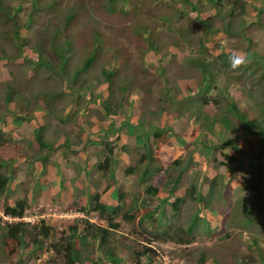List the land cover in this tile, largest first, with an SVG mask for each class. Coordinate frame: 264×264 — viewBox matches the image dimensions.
<instances>
[{
	"label": "trees",
	"instance_id": "16d2710c",
	"mask_svg": "<svg viewBox=\"0 0 264 264\" xmlns=\"http://www.w3.org/2000/svg\"><path fill=\"white\" fill-rule=\"evenodd\" d=\"M121 1L126 3L124 0ZM193 1L148 0L149 6L143 7V4H141V8H143L137 15V21L140 23L138 17L144 12V9L147 7L153 9L154 7L155 20H153L154 18H149L150 14L141 21L144 23V27H139L138 24L139 33L146 37L151 34V31L153 35L160 31L162 32L166 27L165 24L172 21L177 14H180L176 13L178 11L177 4H183L184 7L187 6L188 11L196 16L198 20L196 22L200 25L197 27L198 32H194L192 28V34L180 35L181 38L175 36L177 38L171 39L172 43L168 45L176 48L178 53L172 52L166 47L161 50L154 46L152 42L149 43L151 46L149 51L155 54L156 52H161L157 68L161 74L167 65L164 64L165 59L170 58L172 60L178 54H183L189 49L197 56H187L186 59L187 64L195 71L191 70L190 73H187L188 76L185 75L186 73L183 74L182 71V74H179L178 78L174 80L175 83L170 85V88L163 89V99L152 100L153 106L157 109L156 113H151L150 109L147 110L149 108L147 106L151 105V103L149 104L151 100L143 103L147 105L141 104V107H139L141 112H143L141 114V126L144 127L147 124L149 132L144 131L147 133V139L140 148L141 150L132 148L126 151L131 156V164L124 171V183L132 187L133 191L127 193L121 186L117 187L115 204H109L103 200L97 189L88 195L86 203H82L79 200L80 195L78 194L67 211H78L84 217L62 222L60 227H53L46 218L37 217V219L30 222L26 218H32L38 213L41 215L40 213L45 211V207L42 205L40 209H37L38 212L33 211L32 202L27 199L26 195L21 199L11 198L9 195L10 183L15 177V171L12 169V165L9 164V160L0 158V251L13 254L17 248L26 247V250L29 248L35 250L45 249L50 254V257L43 264H158L157 257L159 254L150 247L152 242L158 241L176 244L180 247H189L201 241L199 238L203 234L209 238L213 227L222 226L227 221L234 223L237 228L240 227L239 229L246 233L248 230L245 228L254 224L256 217L259 219L258 223L261 230L263 229L264 196L262 191L264 190V176H262L260 162L255 165V170L251 173L252 176L246 179L245 190H253L255 196L249 203H246L247 200L242 201L246 203L245 205H241L238 201L233 206L230 205L231 201L227 196L231 191L233 180L224 185L222 180L218 182L214 178L210 181L208 196H202V194L198 193L196 186L193 184L186 188L185 195L176 197L170 204L174 215H179L180 210L188 201H194L198 205H202L203 209L208 211L209 216L213 219L202 218L203 210L198 209V211L188 217L190 222L187 227H177L170 222L173 214L172 217L169 216L165 210L166 208L164 209V206L169 201L167 198L175 195L183 182V177L189 165L185 163L184 158L187 156V161H190L191 156H188L187 151L189 148L186 144L182 146L177 143L174 144L168 135V131L160 128L159 124L162 115L166 114L170 117L186 115L189 120L195 118L193 121H196L198 127H202L211 134H214L216 126L224 134L238 135V131L242 130L247 132L249 138L258 137L261 143V153L264 152V50L261 53L253 51L255 49L254 41L250 37V28L253 24L248 23L246 18L249 5H246L245 0ZM107 3L106 8L108 11H106L110 13L112 20L117 14L115 3L113 0H108ZM262 4V6L255 7L254 10L256 12L257 29L260 31L261 36L264 37V1ZM172 10H174V13ZM12 11L11 8L4 6L0 2V25L5 29L3 30L4 32L0 31V39L11 37V39L15 40L18 48L23 50L26 46L25 41H22L23 36L20 34V30L23 27L16 25ZM168 11L171 15L170 17H167ZM124 12H127V10ZM203 13H210V15L201 19ZM72 19L71 14L68 16V22ZM148 20L151 21V24L145 22ZM159 20L163 21L162 27L157 24ZM235 22L236 27H234ZM165 35H168V33ZM95 39H99V34L95 33ZM239 40L245 45H237L236 43ZM209 43L212 44L210 50L206 49L205 46ZM54 51L59 53L60 58L64 57L65 52L60 51L59 47H56ZM97 52H99V49L96 45L91 51L89 58L86 59L82 67L83 71L92 64ZM237 53L243 54L247 62L240 69L231 70L230 57ZM3 57V60L7 59V56L4 55ZM124 67L121 69L123 70ZM126 68V72H130L127 66ZM0 70L4 73V65L0 67ZM232 71H240V74H233L234 72ZM107 73L108 71L103 73L104 80L113 86V80L111 81L110 78L111 74ZM113 73L119 72L114 70ZM5 75L10 80L8 82H0V89L3 88L6 93V98L3 102L5 105L0 106V108L3 107L2 110L0 109V120H4L3 123H5V118L15 116L23 118L22 120L24 121L30 120L36 107L48 105L49 100L63 98L66 89L70 90L73 98H86L85 93H82L79 88L78 90L71 87L72 85H82L78 78L75 79L74 77L73 80L68 81L65 77H61L64 87L57 92L59 94H57L56 98L54 95L56 93L53 92L50 94H53L52 97L54 98H49L50 94L44 97L42 95L40 98H35L36 102L35 100L32 102L25 97L26 92H32L30 88L31 78L27 76L21 80L13 69L5 73ZM122 79L118 83L119 90L123 91L124 96H127L135 88L134 78L129 79L131 83L129 86L130 92H127V88H123ZM189 83L197 86L198 97L182 105L183 96L180 95V87L189 85ZM233 89L236 90V94L231 93ZM173 91L177 100L169 97ZM12 96L14 98H11ZM252 98L259 99L254 101ZM74 100L76 101V99ZM123 101H125L124 98ZM135 101L136 99L130 101L129 105L133 106L132 104ZM85 102L87 105L92 103L90 98L88 101L85 100ZM66 105L58 101L53 106L52 111L60 108L64 110ZM157 105H160L161 110L156 107ZM103 107L108 113H111V101L104 104ZM155 125H157V128H154ZM111 127L113 128V126ZM9 134L0 131V148L3 145L10 144ZM205 134L206 132H203V135ZM245 139L243 137V141ZM34 140L41 151L54 150V144H48L43 140L41 128L35 131ZM98 145L102 149L108 147L103 141ZM65 148L68 147L65 146ZM206 148L215 149L216 147L209 145ZM120 149L125 152L128 147L121 146ZM135 150L137 152L142 151L138 159ZM226 159L231 164L240 162L231 156H226ZM116 166L115 161L108 158L94 166L96 171L93 168L91 177L97 174L100 180L108 181L107 188L112 187V185L118 183L115 175ZM164 188H167L168 192ZM161 191H165L167 196L160 197ZM81 194L84 195V192ZM10 198L12 204L8 203ZM216 203L225 208L217 207V210H215L214 204ZM234 207H236L235 213L238 216H241V213L245 216L255 215L245 219L239 216L234 222V218L232 221V216L234 215L232 208L234 209ZM223 216H225L226 220L222 218ZM117 219H122L133 226L130 232L131 235H124L120 232V224ZM212 221L216 223V226H213ZM199 226H201V229H199ZM200 230L201 232H199ZM224 235V241L228 238H233L230 233H225ZM134 236L136 239L133 238ZM141 236L146 237L145 242L140 240ZM245 238L249 241L248 248L257 249V258L255 260L249 261L245 255H238L236 252V256H230L231 254L229 255L224 247H221L222 251L218 252L213 249V255H211V251L208 248H205L197 251L195 257L190 254H181L180 257L184 264H254L255 262L264 264V247L260 242L261 238L259 239L256 236L247 237V235ZM184 252H188V250H184Z\"/></svg>",
	"mask_w": 264,
	"mask_h": 264
},
{
	"label": "rangeland",
	"instance_id": "374dc122",
	"mask_svg": "<svg viewBox=\"0 0 264 264\" xmlns=\"http://www.w3.org/2000/svg\"><path fill=\"white\" fill-rule=\"evenodd\" d=\"M113 1L115 3L117 14L116 17L111 20L110 13L107 12L108 10L106 8L108 0H0L4 6L13 10L11 13L16 25L18 24V26L24 28L20 31L24 35L22 41H25L26 45L25 48L21 50L16 45L15 40L11 39V37L0 39V56H7V59L0 63V67L4 65L3 76L5 77L2 78L4 82L10 80L5 73L12 69L17 70L15 72L17 77L21 80L27 76L31 78L30 88L32 92H26L25 94V97L29 98L31 101H34V98H40L42 95L44 97L53 92L56 93L54 94L56 98L57 94H59L57 92L61 91L64 87V82H62L63 79H61V77H65L68 81L73 80L74 77L75 79L78 78L82 85H72L71 87L76 89L79 88L82 93H85L86 98H90L92 103H98V105L102 106L103 102H105L104 104H107L111 101V113H108L105 110L103 107L104 104L101 107L103 113L100 110H97L98 106L95 111L100 113L102 117L100 120L102 121L111 114V126L114 125V129L112 130V127L110 129L111 138H109V135L103 134L104 137L99 135V141H103L104 139L106 142L103 141V143H106L108 147L102 149L104 151L100 149L97 150V164L104 162L108 158L114 160L118 166H121V162L123 164L125 163L124 166L123 164L121 167L116 166L115 173L122 189L131 193L133 188L123 183L124 171L128 166V159L127 156L122 153L120 148L121 146L138 148L136 145H140L147 139V133L144 132V129L146 132H149V129L148 127L142 126L139 127L143 129L136 127L138 124L136 125L134 119L131 120V115L128 118L127 116L125 117L124 113L126 110H129L127 107L130 106L129 100L136 97V101L134 103L132 102L133 106L132 109H130L132 115L140 112L141 110L139 107L148 100H151L149 102L151 105L147 106L149 107L147 110L150 109L151 113H156L157 109L153 106L152 102L163 99V89L170 88V85L175 83L174 80L178 78L179 74H182V71L183 74L186 73V76H188L187 73H190L191 70L195 71L189 66V64H187L186 59L187 56H197L194 52H191V49H189L183 54H178L176 58L174 57L175 59H165L164 64L167 65L161 74V72L157 70L161 58V52H156L155 54L152 51H149L151 48L149 43L152 42L154 46H157V48H160L161 50L163 47H166L168 50L178 53L176 48L168 45L172 43L171 39L174 40V38H181V36L192 34V28L194 32H198L197 27H199L200 24H197L196 21L198 20L196 19V16L188 11L187 6L184 7L183 4H177L178 11H176V13L178 12L180 14L173 17L172 21L167 22V24H165V29L162 32L160 31L161 33L159 32L153 35L151 31V34L146 37L139 33V27H144V23L141 21L144 20L143 18L145 16L151 14L149 18H154V7L153 9L150 7L144 9V12L138 17L140 23L137 21V15L143 7L149 6L148 4L150 3L148 0H124L126 3H123L121 0ZM263 1L264 0H245L246 5H249L246 12V18L248 19L247 22L253 24L250 28V37L254 41L253 45L255 49L253 51L256 53H261L262 50H264V37L261 36L260 31L257 29V19L254 8L262 6ZM193 2H195V0ZM141 4H143L142 8ZM126 10L127 12H124ZM172 11L174 13V10ZM71 14L73 19L68 22V16ZM167 14V17L171 16L169 11ZM209 15L210 13H203L201 19H204ZM153 20H155V18ZM145 22L151 24V21L149 20ZM157 22V24L162 27L163 21L159 20ZM234 27H236V22L234 23ZM1 30L3 31L5 29L0 25V31ZM95 33L99 34V39H95ZM166 33H168V35H165ZM236 44L245 45L243 42H240V40ZM96 45L99 52H97L96 58L92 64L83 71L82 67ZM211 45L212 44L210 43L205 45L206 49L210 50ZM56 47H59L60 51L65 52L64 57L60 58L59 53L54 51ZM125 54H127V56H125ZM123 66L125 67L122 70L121 68ZM126 66L130 71L128 73L126 72ZM113 69L119 73H113ZM103 71H108L107 74H111L110 78L111 81L113 80V86H111L110 83L109 85L105 82ZM232 72H234L233 74H240V71ZM117 78L119 79L117 80ZM130 78H134L135 88L131 90L132 92L130 94L124 96L123 91L119 90V80L122 79L121 84L123 88H127V92H130ZM197 92V86L192 83L180 87V95L183 96L182 105L188 101L195 100L198 97ZM231 93L236 94V90L233 89ZM52 95L53 94H50L49 98H54ZM169 97L177 100L174 91L170 93ZM5 98L6 93L2 88L0 89V106L5 105L3 103ZM11 98L14 97L12 96ZM63 98H69V100L70 98H73V94L69 89H66ZM123 98L125 101H123ZM57 99L59 100V103H66L62 98ZM252 99L257 101L259 98ZM82 105L83 104H81V106ZM176 105L178 106V104ZM156 107L161 110L160 105H157ZM0 109L2 110L3 107ZM35 109H42L47 115H49L47 105L46 107H36ZM95 112H93V115ZM121 114L124 115L123 118L120 117L122 116ZM97 117L99 118V116ZM162 118L160 124L158 123L160 128L168 131V135L171 137L174 144L177 143L180 146L186 144L189 148L187 151L188 156H191L190 161H187V156L184 158L185 163L187 165L189 164V167L187 166V171L183 177V182L178 188L179 190L175 195L167 198V200H169L168 204L164 206V209L166 208L165 210L168 211L169 216L172 217L173 214V217L170 220L173 226L187 227L190 222L188 217L198 211V209L203 210L201 215L202 218L206 217L209 220L213 219L209 216V212L203 209L202 205H198L194 201H188L180 210V214L174 215L170 204L176 197H181L183 194L185 195L186 188L193 184L196 186L198 193L202 194V196H208L210 181L212 179L216 178L218 182L222 180L224 185L230 180H233L231 191L227 196L231 201L230 205L233 206L237 201L240 202L241 205H245L252 200L255 193L253 190L246 191L245 186L247 184L246 179L252 176L251 173L255 170L254 168L257 162L261 163L262 176H264V152L261 153V143L259 142L258 137L249 138L247 132L242 130L238 131V135L224 134L218 126L214 128V134H211L202 127H198L196 121H193L195 118H191V121L186 120L185 117H176V119ZM3 121L4 120H0V131ZM31 121V123L29 122L30 124H24L25 126L18 132V135L13 134L15 139L12 140V134L10 133L11 135L9 134L8 137H10L11 144H7L0 149V158H6L9 160V164H11L13 158H16V156L23 153L24 150H27L29 153L27 154L29 159L35 157V150L38 148V144L35 141L32 143V149H35H33L32 155L30 154L31 151L28 150L31 146L27 140H30L29 138H31L32 132L34 131L35 133V130L37 129V123L34 120ZM126 121L127 123H125ZM89 123L90 122H88V127H93L92 125H89ZM4 125L7 126L9 124L5 123ZM131 125L136 127L134 134L127 133L125 126L128 128ZM154 128H157V125H155ZM68 129L67 133L74 136H77L78 132L83 130L77 126ZM98 132L94 129V134L91 136H96V134H99ZM203 132H206V134L203 135ZM29 135L30 137L26 139ZM243 137L246 138L245 141H243ZM47 138L48 140H52L55 138V135L51 132L47 135ZM110 139L111 142H109ZM209 145H213L216 148L207 149L206 146ZM135 151L138 159L142 151ZM226 156L236 158V160H239L240 162L231 164L230 162H227L228 160L226 159ZM13 160L16 161L15 159ZM78 165L84 166V163L79 162ZM94 169V171H96V168ZM75 172L77 173V179H85V174L80 171V169H75ZM91 173H93V171ZM69 176L73 177V174L69 172ZM98 179L99 177L96 179L94 178L92 182ZM97 184L99 186V182ZM107 184L108 182L105 181L102 184V187L100 186V188H102L101 190L107 188ZM164 190L168 192L167 188H164ZM165 191L160 192V197L167 196ZM16 193H21V191H17ZM262 193L264 196V190ZM105 196L107 197V194ZM79 198L83 200V195ZM171 198L173 199L171 200ZM107 199L110 201V198ZM245 200H247L246 203L242 202ZM9 201L11 200L9 199ZM9 201L8 203L12 204ZM84 201L85 200H83V202ZM214 207L215 210H217V207L225 208L222 205L220 206L219 203L214 204ZM235 208L236 207H234V209L232 208L234 212L232 221L234 218V222L240 216L236 215ZM66 210H68V207H66ZM47 213L54 214L51 213V211H48ZM254 215L255 214H250L245 216L241 213L240 218L245 219ZM222 218L226 220L225 216ZM117 220L120 224V232L131 235L130 232L132 231L133 226L124 222L122 219ZM258 222L259 219L256 217L255 223L247 226L245 229L248 231L244 233V231L239 229L240 227L237 228L234 223L227 221L222 226L213 227L212 234L209 238L203 234V236L199 238L201 241L192 246L180 247L179 245L176 246L170 243H158L156 244V248L163 257L168 256L180 261H183L180 257L181 254H190L192 257H195L197 251L208 248L211 251V255H213V249L218 252L222 251L221 247H224L225 251H228L229 255L231 254L230 256H236L237 254L245 255L249 261L253 259L255 260L257 258V249L248 248L249 241H247L245 237L247 235V237L256 236L259 239L261 238L260 242L264 247V227L261 230ZM212 224L213 226H216V223L213 221ZM199 229H201V226H199ZM199 232H201V230ZM225 233H230L233 238H228L224 241ZM133 238L136 239L135 236ZM140 240L145 241L146 238L141 236ZM27 250L26 247L22 249L17 248L13 254L0 251V264H43V262L48 261V258L50 257V254L47 253L45 249H37L32 252V254L29 253V255ZM184 250H188V252H184ZM254 264L260 263L255 262Z\"/></svg>",
	"mask_w": 264,
	"mask_h": 264
},
{
	"label": "crops",
	"instance_id": "0c3cea01",
	"mask_svg": "<svg viewBox=\"0 0 264 264\" xmlns=\"http://www.w3.org/2000/svg\"><path fill=\"white\" fill-rule=\"evenodd\" d=\"M21 35L24 36L22 33ZM3 59L4 57L0 56V63L4 61ZM14 65H18V64H14ZM13 71H17V70L13 69ZM0 77H1L0 82H4L2 78H4L5 76H3L2 70H0ZM74 99H76V101ZM88 99L89 98H70L69 100V98H62V100L66 102L63 104L64 105L67 104L66 108L64 110L60 108L59 110H56V111H52V109H53V106L56 105V103L59 100H49V104L47 105L49 115H47L42 109H34L32 117L28 121L27 120L24 121L22 120L23 118H20L17 116L7 117L5 118V123H8L9 125L5 126L4 125L5 123H2L1 125V131L4 133H8V134L11 133L12 140H13L15 139V136L13 134L18 135V132L25 126L24 124H27L29 122L31 123L32 122L31 120H34L37 123L36 128L42 129L43 140L47 142L48 144L50 143L54 144L55 147L53 151H48V150L41 151L39 147L36 150L33 148L36 152L34 158L29 159V157L27 156V154L29 153L27 152V150H24L23 153L16 156V158H13L16 161L12 159L11 165H12V169L15 171V177L13 181L10 183L11 188L9 192V195L12 198L14 197L15 199L24 198V195H26L27 199L30 202H32L33 211H37V209H40V207L44 205L45 211L40 213L41 215H39L38 213V215H35L34 217L35 219H37V217L41 219L43 218L48 219L53 227H60L62 225V222L73 220L75 218L84 217L83 214H81L78 211H75V210L67 211L66 210V207H69L71 205L73 200L76 198V195L79 194L81 196L82 192H84L82 199L85 200L83 202V200L80 199L82 203H86L88 195L95 192L96 189L101 194L102 199L105 200L107 203L115 204L116 202V198H117L116 190H117V187L120 186L119 180L116 178L118 181L116 185H112V187H108V188H105L104 190H101L102 188H100V186L102 187V184L105 181H102L99 178L98 180L92 182L94 178L96 179L99 176L96 174V175H93L94 177H91L92 176L91 172L93 171V167L94 165H97L98 163L96 152L98 149L102 150V148H100V146L98 145L99 143L102 142V141H99L98 139L99 135H101V137H104L103 134H105V135H109V138H111V130H110L111 123H112L111 122L112 120L110 118L111 114L108 117H106L103 121L100 120L102 118L100 113L98 111L97 112L95 111L97 109V106H98L97 110L101 111V106L98 105V103L87 105L85 100L88 101ZM134 99L130 101H133ZM34 100L35 102L37 101L35 98ZM81 104L83 105L81 106ZM38 107H46V106L39 105ZM127 108H129V110H126V112L124 113L125 117L127 116L128 118L131 115L132 116L131 120L134 119L136 122V125L138 124V126L136 127L141 126L142 123L140 121H141V116H142L141 114L143 112L140 111L132 115L131 110H130L132 109V106H128ZM93 112H95L94 115H93ZM121 115L122 116L120 117L123 118L124 115L123 114ZM97 116H99V118ZM162 117H166L170 119L171 118L176 119V117H185L186 120H189L186 115H182V116L177 115L174 117H170L164 114L162 115ZM88 122H90L91 124L89 123V125H92L93 127H88ZM125 123H127V121ZM76 126L78 128L83 129L82 131L80 130L78 132L77 136L70 135L67 133L69 130L68 128L76 127ZM125 127L127 129L128 134L135 133V129H136L135 126L131 125L128 128L127 126ZM144 127H147V124H145ZM94 129L96 132L99 131L98 132L99 134H96V136L92 137L91 135L94 134ZM113 129L114 128H112V130ZM140 129H143V128H140ZM144 131L146 130L144 129ZM51 132L52 134L55 135V138L52 140H48L47 135L50 134ZM80 133H83V134H80ZM32 135H31V138H29L30 135L27 136L26 138V139L28 138L30 139L27 141L29 145L31 146L28 149L29 151H31L30 153L31 155L33 152L32 143H34L35 141L34 131L32 132ZM109 142H111V139ZM137 143H140V142H137ZM143 143H141L140 145L137 144L136 147L140 149ZM6 145H3V147ZM65 146H67L68 148H65ZM3 147H1L0 149H2ZM129 149H132V148L128 147V149L125 150V152L122 151V153L127 156L128 166L131 164V156H129L128 155L129 153L126 152ZM43 158L45 159V161ZM4 159L7 160L6 158ZM79 162L84 163V166L78 165ZM32 163L33 165H31ZM122 164L123 163L121 162V166ZM124 165L125 163L123 164V166ZM121 166H118L117 164V167H121ZM77 168L80 169V171H82L85 174V179L83 180L77 179V173L75 172V169ZM69 172L73 174V177L69 176ZM98 182H99V186L97 184ZM17 191L19 192L21 191V193L17 194L16 193ZM24 192L27 194H25ZM106 194H107V197L105 196ZM107 198H110V201H108ZM53 199L55 200L53 201ZM9 202L12 203V201H9ZM48 211H51V213H54V214H48L47 213ZM124 235H127V234H124ZM158 243H162V242H158V241L152 242L150 247L153 248L157 252V254H160V252L156 248V244ZM173 245H176V244H173ZM34 251L35 249L29 248L27 250V253L29 255V253L34 252Z\"/></svg>",
	"mask_w": 264,
	"mask_h": 264
},
{
	"label": "clouds",
	"instance_id": "9594fccd",
	"mask_svg": "<svg viewBox=\"0 0 264 264\" xmlns=\"http://www.w3.org/2000/svg\"><path fill=\"white\" fill-rule=\"evenodd\" d=\"M246 59H245V57L243 56V55H241V54H233L231 57H230V61H229V63H230V68H231V70H238V69H240L241 68V66L242 65H245L246 64ZM1 216V215H0ZM10 220V219H9ZM35 220V217H32L31 218V220H28V221H34ZM166 257H168V256H166ZM163 256L161 255V254H159L158 255V257H157V261H158V264H162V260H163ZM170 260H171V262L173 261H175L176 263H174V264H178V262H181V264H184L183 263V261H180V260H178V259H173V258H170V257H168Z\"/></svg>",
	"mask_w": 264,
	"mask_h": 264
},
{
	"label": "built area",
	"instance_id": "2783aa9c",
	"mask_svg": "<svg viewBox=\"0 0 264 264\" xmlns=\"http://www.w3.org/2000/svg\"><path fill=\"white\" fill-rule=\"evenodd\" d=\"M26 220H31V218H26ZM176 263L175 261L171 262V260L168 257H164L162 260V264H174ZM178 264H181V262H178Z\"/></svg>",
	"mask_w": 264,
	"mask_h": 264
}]
</instances>
